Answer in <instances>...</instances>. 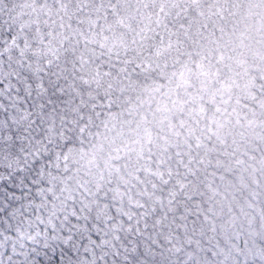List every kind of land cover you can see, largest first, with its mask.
I'll return each instance as SVG.
<instances>
[{
  "label": "snow or ice",
  "instance_id": "snow-or-ice-1",
  "mask_svg": "<svg viewBox=\"0 0 264 264\" xmlns=\"http://www.w3.org/2000/svg\"><path fill=\"white\" fill-rule=\"evenodd\" d=\"M0 264H264V0H0Z\"/></svg>",
  "mask_w": 264,
  "mask_h": 264
}]
</instances>
